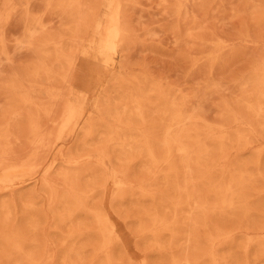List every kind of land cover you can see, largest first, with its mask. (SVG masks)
Listing matches in <instances>:
<instances>
[{
	"label": "rangeland",
	"instance_id": "374dc122",
	"mask_svg": "<svg viewBox=\"0 0 264 264\" xmlns=\"http://www.w3.org/2000/svg\"><path fill=\"white\" fill-rule=\"evenodd\" d=\"M0 264H264V0H0Z\"/></svg>",
	"mask_w": 264,
	"mask_h": 264
},
{
	"label": "bare ground",
	"instance_id": "6f19581e",
	"mask_svg": "<svg viewBox=\"0 0 264 264\" xmlns=\"http://www.w3.org/2000/svg\"><path fill=\"white\" fill-rule=\"evenodd\" d=\"M115 27V26H114ZM108 30V29H107ZM110 31V30H109ZM114 32V34H115V32H117V30H115V31H113Z\"/></svg>",
	"mask_w": 264,
	"mask_h": 264
}]
</instances>
